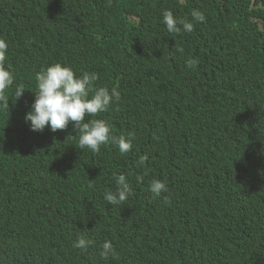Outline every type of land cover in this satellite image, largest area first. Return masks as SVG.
I'll return each instance as SVG.
<instances>
[{"label":"trees","instance_id":"obj_1","mask_svg":"<svg viewBox=\"0 0 264 264\" xmlns=\"http://www.w3.org/2000/svg\"><path fill=\"white\" fill-rule=\"evenodd\" d=\"M165 10L193 31L169 33ZM0 39L14 74L0 104V264H264V0H0ZM57 62L119 91L85 119L130 138L128 153L79 149L71 124L30 130L35 75ZM119 174L132 195L111 205Z\"/></svg>","mask_w":264,"mask_h":264},{"label":"clouds","instance_id":"obj_2","mask_svg":"<svg viewBox=\"0 0 264 264\" xmlns=\"http://www.w3.org/2000/svg\"><path fill=\"white\" fill-rule=\"evenodd\" d=\"M163 23L169 33L192 32L194 24L185 19L175 17L170 10L162 14ZM192 20L202 22L205 17L199 10H192ZM8 44L0 39V104L8 105L9 97L7 90L14 84V74L6 67V53ZM178 51L183 52V48ZM197 63L195 58L187 61L188 67ZM99 79L96 72L84 71L77 75L68 65L59 62L42 68L35 75L36 91L30 110L24 116L25 122L34 132H42L47 127L51 132L63 130L69 124L75 133H78L79 149H88L99 152L102 145L113 143L123 155L132 148L131 139L125 136L116 137L112 134L109 123L103 119H89L85 117L96 116L98 113L107 111L112 103L118 101L120 93L116 88L109 90L105 87H96L95 82ZM25 88L17 86L14 91L15 97L23 95ZM145 157L140 163L143 164ZM115 191L104 193V199L111 205H119L132 195V188L124 174L114 176ZM167 185L153 179L149 185V191L157 196L167 192ZM165 203H170L167 199ZM91 241L83 235L74 242V247L85 250ZM114 255L113 244L104 241L101 245L100 256L107 259Z\"/></svg>","mask_w":264,"mask_h":264}]
</instances>
